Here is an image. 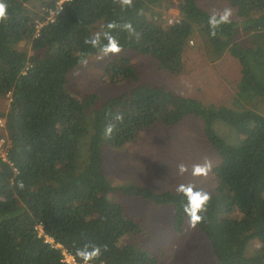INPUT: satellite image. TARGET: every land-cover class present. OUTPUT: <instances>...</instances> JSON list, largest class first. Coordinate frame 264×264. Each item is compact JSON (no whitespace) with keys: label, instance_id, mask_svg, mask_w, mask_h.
I'll list each match as a JSON object with an SVG mask.
<instances>
[{"label":"trees","instance_id":"1","mask_svg":"<svg viewBox=\"0 0 264 264\" xmlns=\"http://www.w3.org/2000/svg\"><path fill=\"white\" fill-rule=\"evenodd\" d=\"M172 1L4 0L0 97L9 107L0 113V138L8 141L9 162L0 163V264H67L64 251L80 264H161L138 242L146 225L116 198L172 205L173 228L181 233L190 222L187 190L207 192L113 186L104 148L122 149L157 125L173 128L189 117L204 123L221 158L197 227L216 264H264V0H222L238 20L216 25L211 20L220 16L198 0H178L179 17L170 23ZM196 39L212 61L226 55L238 61L234 106L139 82L129 56L105 69L112 85L137 83L119 96L75 94L67 86L69 73L111 42L180 76ZM38 225L61 248L40 236Z\"/></svg>","mask_w":264,"mask_h":264},{"label":"rangeland","instance_id":"2","mask_svg":"<svg viewBox=\"0 0 264 264\" xmlns=\"http://www.w3.org/2000/svg\"><path fill=\"white\" fill-rule=\"evenodd\" d=\"M178 3V0L172 1L171 8L165 13L169 22L179 17ZM198 4L213 15L222 16L228 11V20H238L236 10L222 0H198ZM124 56L131 57L132 64L138 68L139 82L206 103L234 106L240 80L238 61L230 55L212 61L197 39L190 42L185 71L180 76L160 70L158 63L149 56L133 51L105 50L84 58L69 73L68 88L75 94H98L104 99L132 89L136 82L112 85L105 74L112 60ZM8 107L9 100L0 97V113ZM1 129L0 126V132ZM220 162V156L205 135L204 123L196 117H189L173 128L157 125L122 149L104 148V172L113 186L142 185L157 193L179 192L189 187L211 193L216 186L213 169ZM196 166L205 168V173L196 174ZM116 199L123 203L129 214L137 215L146 225L148 234L138 237V242L161 264H216L212 247L196 224L187 221L183 232L174 230L172 205H156L123 195ZM257 246L258 243L253 242L248 253L252 254Z\"/></svg>","mask_w":264,"mask_h":264},{"label":"clouds","instance_id":"3","mask_svg":"<svg viewBox=\"0 0 264 264\" xmlns=\"http://www.w3.org/2000/svg\"><path fill=\"white\" fill-rule=\"evenodd\" d=\"M6 9H7V6L4 0H0V21L7 19ZM229 15L230 13L228 11H225V13L222 16H220L219 20L213 17L211 20V23L213 25H216L218 23L227 22ZM109 27H111V25H109ZM107 50L112 51V52H117L119 51V47L117 46L115 42H111ZM181 171H184L183 167H181ZM205 171L206 169L200 166H196L194 169V172L196 174H202V173H205ZM187 195L189 196L190 207L186 208V211L190 217L191 223L195 225L201 219V216L198 215L197 213L198 211L202 210L203 206L209 200V195L207 193H201V192L193 193L191 189L187 190Z\"/></svg>","mask_w":264,"mask_h":264},{"label":"built area","instance_id":"4","mask_svg":"<svg viewBox=\"0 0 264 264\" xmlns=\"http://www.w3.org/2000/svg\"><path fill=\"white\" fill-rule=\"evenodd\" d=\"M61 4H62V2L59 5H61ZM49 13L50 14H49L48 20L52 22L54 19V12L50 11ZM173 22H174L173 20H170V23H173ZM41 27H42V24L38 23V26H37L38 31ZM0 126L4 127V120L3 119H0ZM8 148H9V144H8L7 139L6 138H0V163H8L9 162L8 161V151H9ZM37 229L39 231L40 236H44L46 238L47 242L54 245L53 240L50 239L48 236L44 235L42 225H38ZM55 247L58 248L60 246L56 245ZM63 255H64V262H66L67 264H80V263H77L76 260L74 259V257L72 255H70L67 251H64ZM82 264H88V263H82Z\"/></svg>","mask_w":264,"mask_h":264}]
</instances>
